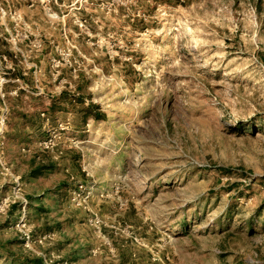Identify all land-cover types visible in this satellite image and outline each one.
I'll list each match as a JSON object with an SVG mask.
<instances>
[{
    "label": "rangeland",
    "instance_id": "374dc122",
    "mask_svg": "<svg viewBox=\"0 0 264 264\" xmlns=\"http://www.w3.org/2000/svg\"><path fill=\"white\" fill-rule=\"evenodd\" d=\"M0 264H264V0H0Z\"/></svg>",
    "mask_w": 264,
    "mask_h": 264
}]
</instances>
